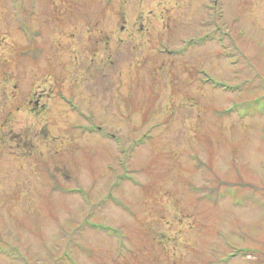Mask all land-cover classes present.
Returning a JSON list of instances; mask_svg holds the SVG:
<instances>
[{
    "label": "rangeland",
    "instance_id": "rangeland-1",
    "mask_svg": "<svg viewBox=\"0 0 264 264\" xmlns=\"http://www.w3.org/2000/svg\"><path fill=\"white\" fill-rule=\"evenodd\" d=\"M256 99L264 0H0V246L264 264Z\"/></svg>",
    "mask_w": 264,
    "mask_h": 264
},
{
    "label": "trees",
    "instance_id": "trees-1",
    "mask_svg": "<svg viewBox=\"0 0 264 264\" xmlns=\"http://www.w3.org/2000/svg\"><path fill=\"white\" fill-rule=\"evenodd\" d=\"M204 41L206 40L203 39ZM221 41V40H220ZM202 42V41H201ZM225 56L228 58H230L232 55H230V53H225ZM232 64H234V62H232ZM254 102V104L252 105V103ZM256 103V104H255ZM251 106H259V109H264V99L263 100H259V99H256L254 101H251L250 104ZM87 227V229L89 230H96V231H101V232H106L109 234V236H113L114 238L118 239L120 245H119V249H118V255H121L122 254V249L124 248V244L121 243V241H124L125 240V234H123V232L120 230H112L111 228H103L101 226H96L94 225L93 223H87L85 222L84 224H81L80 227L81 228H78V229H82L83 227ZM123 244V245H122ZM74 245H78V248L79 247V244L78 243H74ZM81 250V249H79ZM0 254H4V255H7V257L11 260L12 263H25L27 264V261L25 260V258L20 254H18L17 252V249L15 248H10L9 249H4L3 246H0ZM71 255V249H70V252H67L63 255V258L65 260L66 263L68 264H76V261L75 259L70 256Z\"/></svg>",
    "mask_w": 264,
    "mask_h": 264
}]
</instances>
